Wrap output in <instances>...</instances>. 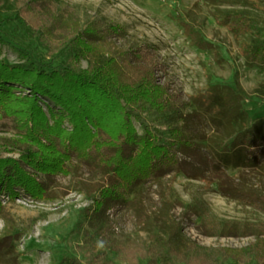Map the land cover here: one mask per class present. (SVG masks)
Masks as SVG:
<instances>
[{
	"label": "rangeland",
	"instance_id": "rangeland-1",
	"mask_svg": "<svg viewBox=\"0 0 264 264\" xmlns=\"http://www.w3.org/2000/svg\"><path fill=\"white\" fill-rule=\"evenodd\" d=\"M35 1L53 13L75 15L82 26L92 20L116 25L124 32L118 40L125 46L152 47L163 65L156 73L159 82H167L178 104L166 111L148 106L133 114L138 134L149 129L167 142L171 129L182 126L180 115L193 109L192 97L211 83H226L240 91L250 117L264 115V93L256 90L264 87V65L248 64L243 53L253 39L264 36V0H0V59L22 63L27 53L54 63L66 58L65 53L49 55L30 28L27 17L32 20L36 14L37 6H31ZM227 12H243L254 19L256 28L235 32L224 22ZM81 63L86 66L87 60ZM8 83L4 82L7 90L0 91V161L20 163L31 176L0 181V264H67L71 257L83 264H160L141 247H147L151 232L161 227L153 222L151 229L144 228L132 206L113 207L104 218L89 215L97 210L95 185L106 176L101 168L74 155L62 156L65 166L49 167L50 174L42 170L41 160L31 164V152L36 151L35 157L45 153L46 145L37 148L23 132L25 111L14 109L12 97L30 98L34 90ZM37 96L52 122L46 99ZM62 124L72 127L67 120ZM204 151L176 149L178 166L142 181L128 197L141 199L154 211L165 207L182 231L207 249L246 246L258 237L264 209L220 189L233 185L264 197V170L240 167L215 172ZM215 222L249 223L256 230L231 234L204 230ZM223 263L257 264V260L251 255L247 261L228 258ZM175 264L186 263L177 259Z\"/></svg>",
	"mask_w": 264,
	"mask_h": 264
},
{
	"label": "trees",
	"instance_id": "trees-1",
	"mask_svg": "<svg viewBox=\"0 0 264 264\" xmlns=\"http://www.w3.org/2000/svg\"><path fill=\"white\" fill-rule=\"evenodd\" d=\"M35 4L31 6H37L36 14L32 20L27 17L30 28L49 55L65 53L66 58L54 63L27 53L22 63L0 59V91L7 90L4 82H10L11 87L16 82L23 83L34 90L30 98L12 97L17 104L14 109L25 111L23 132L36 142L37 148L43 150L46 145L45 153L35 157L36 151L31 152V164L41 160L45 164L42 170L50 174L49 167L65 166L62 156L74 155L77 160L101 168L106 176L95 185L99 191L94 199L97 210L88 211L89 215L104 218L113 207L132 206L144 228L151 229L153 222L158 224L161 229L151 232L152 242L141 247L152 261L175 264L180 259L186 264H224L228 258L247 261L253 255L257 264H264V236H259L264 233V224L259 227L256 240L246 246L207 249L188 237L165 207L154 211L141 199L128 197L142 181L178 166L176 149L189 153L203 148L215 172L240 167L264 170V115L250 117L240 91L226 83H211L192 97L193 109L180 115L182 126L171 129L173 135L167 142L149 129L138 134L133 114L148 106L166 111L178 104V96L169 91L167 82H159L156 73L163 65L152 47L125 46L118 40L124 32L116 25L92 20L82 26L71 13L62 16L45 10L38 1ZM223 17L235 32L256 28L254 19L243 12H227ZM243 53L248 64L263 66L264 36L253 39ZM82 59L87 60L86 66H82ZM256 90L264 93V87ZM38 94L46 99L53 119L50 123ZM66 120L71 129L63 126ZM25 169L20 163L3 159L0 181L9 176L23 181L24 176H31ZM224 186L220 189L223 194L264 209V197L259 193ZM204 230L231 234L256 228L249 223L215 222L206 224ZM72 262L83 264L75 257L67 260V264Z\"/></svg>",
	"mask_w": 264,
	"mask_h": 264
}]
</instances>
